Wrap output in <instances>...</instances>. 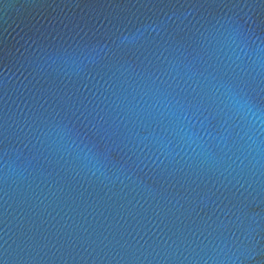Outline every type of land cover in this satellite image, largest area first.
<instances>
[{"label": "water", "instance_id": "1", "mask_svg": "<svg viewBox=\"0 0 264 264\" xmlns=\"http://www.w3.org/2000/svg\"><path fill=\"white\" fill-rule=\"evenodd\" d=\"M0 264H264V0H0Z\"/></svg>", "mask_w": 264, "mask_h": 264}]
</instances>
